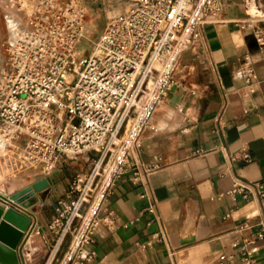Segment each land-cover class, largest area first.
<instances>
[{
    "label": "built area",
    "instance_id": "built-area-1",
    "mask_svg": "<svg viewBox=\"0 0 264 264\" xmlns=\"http://www.w3.org/2000/svg\"><path fill=\"white\" fill-rule=\"evenodd\" d=\"M128 1L130 9L106 24L87 55L77 50L87 22L84 5L75 0L60 5L56 0H30L26 25L6 44L0 141L12 146L25 136V145L17 148L22 168L45 175L64 157L82 155L88 162V169L77 172L58 199L49 223L57 234L49 264H54L69 237L65 264H86L95 254L88 246L103 222L102 208L117 179L133 171L135 180H143L144 174L160 167L133 159V150L154 127L155 112L177 83L183 53L201 41L206 24L221 20L226 4V0ZM247 22L264 46V16H250ZM242 70L249 83L256 81L252 57L247 56ZM242 155L252 159L247 150ZM256 192L264 195L263 182H237L229 191L246 198ZM10 204L25 208L19 202ZM150 210L155 211V205ZM260 239L264 224L239 244L237 252L222 254L221 264H259Z\"/></svg>",
    "mask_w": 264,
    "mask_h": 264
},
{
    "label": "crops",
    "instance_id": "crops-1",
    "mask_svg": "<svg viewBox=\"0 0 264 264\" xmlns=\"http://www.w3.org/2000/svg\"><path fill=\"white\" fill-rule=\"evenodd\" d=\"M22 3L0 0L1 28L9 26L11 16L20 27L26 25L27 13L16 11ZM83 4L87 15L92 9ZM126 9L113 6V17ZM219 16L183 53L177 83L155 112L154 127L133 150V159L160 167L143 180H135L133 171L117 179L88 246L95 254L86 264H221L222 254L237 252L248 235L262 228L264 195L246 198L229 191L237 182L264 183V46L247 22L250 16H264V0H226ZM6 32L0 31V41ZM247 56L254 59V83L242 70ZM25 142L23 136L11 145L22 148ZM245 150L251 160L242 157ZM72 159L78 163L75 171L59 163L50 174L19 184L22 189L44 177L52 181L41 192L42 203H35L37 213L20 208L33 218L24 246L28 264H49L57 242L49 223L58 199L73 176L88 169L84 156ZM0 191L7 190L0 185ZM159 232L166 237H158ZM71 241L59 248L54 262L65 264ZM258 244V262L264 264V239Z\"/></svg>",
    "mask_w": 264,
    "mask_h": 264
},
{
    "label": "rangeland",
    "instance_id": "rangeland-1",
    "mask_svg": "<svg viewBox=\"0 0 264 264\" xmlns=\"http://www.w3.org/2000/svg\"><path fill=\"white\" fill-rule=\"evenodd\" d=\"M24 1V2H23ZM71 0H56V3L67 4ZM78 3H85L90 10V12L86 15L87 28L85 35L82 37L77 50L80 55H87L91 53L94 45L106 24L113 19L112 7L116 5L124 4L126 6V11L130 8L128 7L131 3L128 0H75ZM22 8L17 6L16 11L24 16L25 13L29 14V10L27 5L30 0H22ZM130 3V4H129ZM129 4V5H128ZM131 7V5H130ZM120 15V14H119ZM118 16V15H117ZM116 17V16H115ZM29 18V16H28ZM9 26L8 27H0V31L2 29H6L7 37L5 40L0 41V79L2 77L3 70L7 67V41L10 39L11 35L16 32L20 28L21 22L19 19L11 16L9 18ZM20 146H6L5 143L0 141V185L3 189L7 191L5 193H14L20 189L19 184L21 182L26 183L28 180H32L37 178L38 176L44 174L41 171H37L35 169H25L22 168L20 163L19 154H17V148ZM93 155H99L98 152L93 151ZM70 157H64L59 165L70 164L69 166H75L74 171L78 167V163L74 161ZM87 162V161H86ZM88 163V162H87ZM56 169V168H55ZM83 171V170H81ZM57 264V262H54Z\"/></svg>",
    "mask_w": 264,
    "mask_h": 264
},
{
    "label": "water",
    "instance_id": "water-1",
    "mask_svg": "<svg viewBox=\"0 0 264 264\" xmlns=\"http://www.w3.org/2000/svg\"><path fill=\"white\" fill-rule=\"evenodd\" d=\"M51 184V179L44 177L10 195L0 191V264H28L24 246L32 234L33 218L10 201L37 213L35 203H42L41 192Z\"/></svg>",
    "mask_w": 264,
    "mask_h": 264
},
{
    "label": "bare ground",
    "instance_id": "bare-ground-1",
    "mask_svg": "<svg viewBox=\"0 0 264 264\" xmlns=\"http://www.w3.org/2000/svg\"><path fill=\"white\" fill-rule=\"evenodd\" d=\"M23 2H24V1H23ZM129 4H130V3H129ZM129 4H128V5H129ZM83 5H84V4H83ZM130 5H131V4H130ZM130 5L128 6L129 8H130ZM5 194H8V195H10V194H12V193H5Z\"/></svg>",
    "mask_w": 264,
    "mask_h": 264
}]
</instances>
